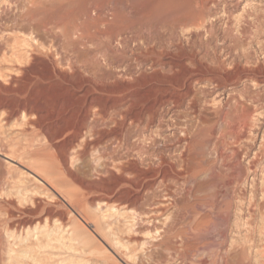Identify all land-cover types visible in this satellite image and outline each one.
Instances as JSON below:
<instances>
[{"label":"rangeland","instance_id":"374dc122","mask_svg":"<svg viewBox=\"0 0 264 264\" xmlns=\"http://www.w3.org/2000/svg\"><path fill=\"white\" fill-rule=\"evenodd\" d=\"M25 3L0 0V264H264V0H123L170 19L105 59L49 16L33 34Z\"/></svg>","mask_w":264,"mask_h":264},{"label":"bare ground","instance_id":"6f19581e","mask_svg":"<svg viewBox=\"0 0 264 264\" xmlns=\"http://www.w3.org/2000/svg\"><path fill=\"white\" fill-rule=\"evenodd\" d=\"M97 1L99 0H26V12H25V18L27 19L26 21L29 23L30 25V29L32 31L33 34H36V35H41V34H47L49 33L48 29H47V26L44 25V23L42 22H39L36 21L37 17L38 16H42V15H46V16H49V21H50V31L52 30L51 26L55 29H53V32H56L59 28L62 29L61 32H63V35L65 37V39L69 42H72L73 45H86L85 42H90L89 44H94L96 42V44L98 43V46L99 44H101V42L103 41V43H106L104 41V39H107L108 42L106 43V48H102L104 49L103 51H101V55H99L102 59H105L106 56H107V51H110L113 53L112 49L111 48V45L113 44V41L117 44L116 45H121L123 42V35L125 32L126 29H134L138 31V28L142 25L143 21H147V23H150L148 21L152 20V19H155V18H164L166 20L167 18V21L168 18L167 16L169 15L170 12H172V10H164L163 8L160 10V13L154 9L152 10H141L139 9L140 7H136V8H133V4L132 6L133 7H129L128 4L126 5L128 7V9L126 8V6L123 5V0H115L114 3H110L109 0H104L103 3H101L102 5L101 6H97ZM113 1V0H112ZM175 1V0H173ZM187 3H188V0H186ZM86 3V9H85V12L81 15L80 17V23H76L75 21L72 22V20H66L64 19L61 10L63 9V5H67L69 9H72L74 6H78V4H85ZM168 2V0H167ZM178 2V0H177ZM183 2V1H182ZM181 2V3H182ZM127 3V2H126ZM184 3V2H183ZM179 4V3H178ZM154 5V4H152ZM156 5V3H155ZM161 5V6H160ZM159 7H162V5H164V2H162V4H160ZM174 5V4H173ZM183 5V4H181ZM185 5V4H184ZM80 6V5H79ZM172 6V5H171ZM176 6V5H174ZM187 6L188 5H185L186 9H187ZM151 7V6H150ZM155 7V6H153ZM158 7V8H159ZM173 7V6H172ZM25 8V7H24ZM138 8V9H137ZM143 8V7H142ZM166 8V6L164 7ZM184 8V7H182ZM145 9V8H144ZM169 9H172V8H169ZM185 9V11H186ZM67 10V9H65ZM82 10V9H81ZM84 10V9H83ZM183 10V9H182ZM189 10V8H188ZM188 10L186 11V13H184L185 15H187V12ZM191 11V10H190ZM169 12V13H168ZM67 13V12H65ZM79 13V12H78ZM174 13V11H173ZM94 14V15H93ZM175 15H177L176 13H174ZM182 14V13H181ZM183 14V15H184ZM173 14H171L172 16ZM196 16V15H195ZM68 17V16H67ZM170 17V16H169ZM173 18H175L174 16H172ZM180 16H178V18L173 19L169 22L173 23H177V21H185L184 18H179ZM184 17V16H183ZM186 17V16H185ZM73 18V17H72ZM188 18H190V16L188 15ZM36 19V20H35ZM68 19V18H67ZM41 21V19H40ZM160 21V20H159ZM165 21V22H167ZM78 22V20H77ZM168 22V23H169ZM186 22V21H185ZM146 22H144L145 24ZM146 23V24H147ZM164 23V22H163ZM174 23V24H175ZM179 23V22H178ZM187 23V22H186ZM151 24V23H150ZM162 24V23H161ZM167 24V23H166ZM173 24V25H174ZM129 25V26H127ZM158 25V24H157ZM168 25V24H167ZM151 26V25H149ZM159 26V25H158ZM180 26V25H179ZM136 28V29H135ZM141 29V28H140ZM139 29V30H140ZM142 30V29H141ZM128 31V30H127ZM135 33V31H132L131 30V33ZM140 32V31H138ZM129 33V31H128ZM126 33L125 36L128 34ZM136 34V33H135ZM140 34V33H139ZM30 35V34H29ZM61 35V34H60ZM129 35V34H128ZM127 35V36H128ZM131 35V34H130ZM136 36V35H134ZM55 37V36H54ZM133 37V36H132ZM132 37L130 38L132 40ZM137 37V36H136ZM124 39H127V38H124ZM129 39V40H130ZM65 40V41H66ZM129 40H126L129 41ZM66 41V43H67ZM94 42V43H93ZM125 42V43H126ZM63 44V43H62ZM124 44V43H123ZM105 45V44H104ZM97 46V45H95ZM75 47V46H74ZM84 47V46H83ZM89 47V46H88ZM105 47V46H104ZM114 47V46H113ZM116 47V46H115ZM114 47V48H115ZM77 48V47H76ZM100 48V47H99ZM83 50V49H82ZM96 50V49H95ZM101 50V49H100ZM82 53V52H81ZM87 54V52H86ZM111 54V53H110ZM109 55V53H108ZM113 55V54H112ZM47 57V56H45ZM85 57V56H84ZM109 57V56H108ZM96 58V56H95ZM94 57L91 58L92 59H95ZM100 58V59H101ZM84 59V58H83ZM87 60V59H86ZM89 62V59H88V63H90V65H92L94 63L93 62ZM96 60L98 61V59L96 58ZM96 61V62H97ZM161 61V60H160ZM95 62V63H96ZM100 62V60H99ZM99 62L96 63V64H93V65H96L97 64L99 65ZM153 62V61H152ZM154 62L157 64V62L154 60ZM159 62V61H158ZM162 62V61H161ZM159 62V63H161ZM87 63V62H86ZM92 63V64H91ZM89 64L88 65H85L86 67H82V68H79V73H81L82 75H94L98 69H96V67H91ZM102 64H100L101 66ZM153 65L155 64H152L150 67H152ZM46 68L48 67V65H45ZM99 66V67H100ZM158 66V65H157ZM162 66V65H161ZM164 66V65H163ZM103 68V67H101ZM155 68V66H154ZM172 66H170V71L168 72H171V69ZM44 69V68H42ZM157 69V68H156ZM48 70V69H46ZM51 70V69H50ZM100 70V69H99ZM158 70V69H157ZM161 70V69H160ZM174 70V69H173ZM172 70V71H173ZM54 71V69H53ZM76 71V70H75ZM34 72V71H33ZM102 72V71H100ZM55 74V73H54ZM99 73H97L98 75ZM93 77V76H92ZM96 78V77H95ZM98 78V77H97ZM103 80V79H102ZM82 81V80H81ZM85 81V80H84ZM100 81V80H99ZM109 81V80H108ZM86 82V81H85ZM82 83V82H81ZM83 84V83H82ZM81 84V85H82ZM103 84V83H102ZM79 86L77 87V91H79V93L81 94L80 96H76V99H75V103L72 104L71 102V109L73 111V113L71 112L70 116L68 117H74V124L72 126L71 124V128L68 130H66L68 132V134H71V137H74L76 139V137H79L82 133V130H83V127H84V123L90 114L91 111L94 109V106H93V98L91 99L89 96H91V93L89 90H82V86ZM84 86V85H83ZM82 90V91H80ZM156 91V90H155ZM154 91V92H155ZM153 92V93H154ZM159 92V90H158ZM157 92V93H158ZM78 93V94H79ZM156 93V94H157ZM155 94V93H154ZM163 94V93H162ZM165 96V93L163 94ZM180 97V96H179ZM171 98V97H170ZM149 99V98H148ZM81 101H82V105H81ZM137 101V100H136ZM73 102V101H72ZM101 102V101H100ZM166 102H168V100H166ZM68 103V102H67ZM95 103V102H94ZM97 103V102H96ZM106 103V102H105ZM20 104V103H19ZM23 104V103H22ZM33 104V103H32ZM99 104V103H98ZM138 104V103H137ZM166 104L163 102V105ZM60 105V104H58ZM58 105H56L58 107ZM70 105V104H69ZM81 105V106H80ZM100 105V104H99ZM18 106V105H17ZM61 107H64L62 105H60ZM59 106V107H60ZM166 106V105H165ZM67 107V106H66ZM21 108L22 111L24 113H27L32 116V112H33V106H31V103H29L28 101L27 102H24L23 105L19 106L18 109ZM65 108V107H64ZM69 108V107H68ZM171 108V107H170ZM57 109V108H56ZM102 109V108H101ZM104 109V108H103ZM131 109V108H130ZM61 110V108H60ZM65 111V110H64ZM70 111V109H69ZM99 111V109H98ZM104 111V110H103ZM59 112V110H58ZM66 112V111H65ZM68 112V111H67ZM64 113V112H63ZM35 114V113H34ZM60 114V113H59ZM101 114V113H100ZM160 114V113H159ZM158 114V115H159ZM58 115V113H57ZM62 114H60L59 116H61ZM65 116V114H63ZM67 115V114H66ZM95 115V114H94ZM58 116V117H59ZM62 117V116H61ZM67 118V117H66ZM98 118H101V117H98ZM71 119V118H70ZM73 119V118H72ZM57 120V119H55ZM73 121V120H72ZM104 121V120H103ZM117 122V121H115ZM122 123V122H120ZM92 124V123H91ZM104 124V123H103ZM116 124V123H115ZM119 123H117L118 125ZM116 125V126H117ZM121 125V124H120ZM86 127V126H85ZM96 127V126H95ZM107 127V126H106ZM122 127V125H121ZM90 128H93V127H90ZM116 129L119 128L118 127H115ZM95 130V128H93ZM108 129V128H107ZM120 129V128H119ZM93 130V131H94ZM98 130V129H97ZM96 130V131H97ZM95 131V132H96ZM104 131V130H103ZM105 132V131H104ZM108 132V131H107ZM93 133V132H92ZM99 133V132H98ZM67 135V134H66ZM101 136V135H100ZM106 136V135H105ZM99 138V137H96V139ZM71 139V138H70ZM88 140V139H87ZM76 141V140H75ZM94 141L96 142V140L94 139ZM93 141V142H94ZM98 141V140H97ZM88 144V143H86ZM203 264H217V262L215 261H203Z\"/></svg>","mask_w":264,"mask_h":264}]
</instances>
